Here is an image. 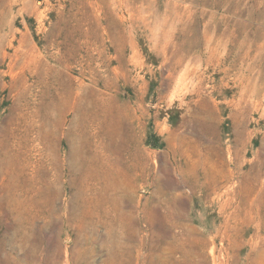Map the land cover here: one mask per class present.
<instances>
[{
	"label": "rangeland",
	"instance_id": "rangeland-1",
	"mask_svg": "<svg viewBox=\"0 0 264 264\" xmlns=\"http://www.w3.org/2000/svg\"><path fill=\"white\" fill-rule=\"evenodd\" d=\"M4 151L28 213L10 242L0 202V264L36 244L37 264H244L221 230L244 198L264 220V0H0ZM175 200L207 240L186 262Z\"/></svg>",
	"mask_w": 264,
	"mask_h": 264
},
{
	"label": "bare ground",
	"instance_id": "bare-ground-1",
	"mask_svg": "<svg viewBox=\"0 0 264 264\" xmlns=\"http://www.w3.org/2000/svg\"><path fill=\"white\" fill-rule=\"evenodd\" d=\"M190 47H191V45L188 44V45L183 46V47L181 46L180 48H177L176 51H174V55H175L177 64H181L182 59L184 58V55L186 54V51L189 50ZM70 87H71V85H70ZM97 101H99V99H97ZM77 103H78V101H77ZM98 114H99V112L95 113L93 110V112H91V119H94V116H97ZM70 153H71V156H73L74 151H70ZM71 156H70V159H71ZM71 162H73V161H71ZM71 166H73L72 163H71ZM13 168H14L13 167V157L12 156L9 157L5 151L3 153H0V174H1L0 179L2 181L3 180L6 181L9 185L8 188H6L2 191V193L0 192V202H2L3 199H5V203L7 204V208H8L7 211L9 213V216L15 220L14 227H12L14 230L12 229L13 231H11L12 237L10 238V242H13L16 238L15 234H13V232L17 231V229L21 223V216H20L21 214L20 213H22V212L28 213L27 205L25 204V202H22V200L18 196V187L19 186H17V187L14 186L15 175L14 174L13 175H6V171L13 169ZM71 169H72L71 172L73 173L74 168H71ZM195 170H197V169H190L189 168V172L191 174V179H187V180L190 183L191 189L195 185H197V183H198L197 173ZM80 173H81V171H80ZM113 175H114V172L107 169L106 171H104V175H102V177L108 178V177H112ZM92 178H96V176L93 175ZM216 180L212 181L211 188H213V186L216 184V182H217ZM28 185L30 186V184H28ZM191 189H190V191H192ZM211 192H213V191H211ZM78 194H79V191H78V193H75L72 198L75 199L78 196ZM35 203H37V202H35ZM173 205L171 203V205L167 206L169 210L171 209L169 214H168V216L171 220L170 221V229H169V230H171V236H169L171 238V241L169 242L170 244L167 246L166 249L168 250V252H170V254H174L175 252H179L181 254V258L184 259L183 262H186V260H191L193 258V256H195L194 254H195V248L196 247H198L200 250H203V248H205V246L207 245V240L205 238L201 237V233H200L201 231L198 232L197 231L198 229L195 230L192 227H183V226H180L178 224L177 221L185 219L186 215L183 214L182 212H180L181 206H182L180 203V200L179 201L177 200V202L175 200ZM258 205L256 204V209H258ZM229 206H230V202L225 201L220 205V209H226ZM253 207H254L253 205L252 206L249 205V203L247 202V200L245 198L242 199V201L238 205H236V207L233 208V210L226 216L224 223H223L222 230L219 229L218 234L220 233V230H221L222 236L226 238L229 246L233 249L241 250L244 247H247L246 262L244 264H264V250H258L259 252H257V249L255 247V244L258 241V240L255 241V238H258L259 231L264 226V220H260V219L255 220L254 219V216L252 215V212H251ZM76 209H77L76 205H72L71 213L72 214L76 213ZM163 209L161 208L160 210H163ZM151 212H152V210H151ZM159 212L160 211L158 210L157 213H159ZM160 215L163 216V214H160ZM31 219H32V217L29 214V216L26 218V221L31 222ZM174 228H178V230H176ZM251 228H253V231H255L254 235H251L250 237L248 236V238H245V233L248 232ZM255 228H256V230H255ZM161 234H162V231H161ZM29 236H30V234L28 231L23 232L22 235L20 236V240L22 242H24ZM167 237H168V235H167ZM214 237H215V235H214ZM7 238H9V237H7ZM28 239H30V238H28ZM227 241H226V243H227ZM261 242H263V241H261ZM36 245H34L33 247H30L28 249L27 248L25 249V248L20 246L19 248L23 249L22 253H21V256H22L21 260L26 261L28 264H37ZM38 245H39V243H38ZM55 248H56V250L54 249V252L52 254V260H53V262H58L59 245H58V242L56 241V239H55ZM9 257H10V261H8V262L15 264V262L17 261L16 257L14 255H10ZM111 257H112V255H111Z\"/></svg>",
	"mask_w": 264,
	"mask_h": 264
}]
</instances>
